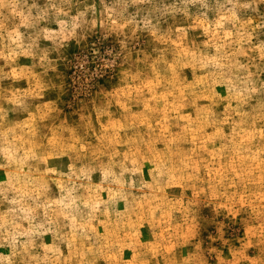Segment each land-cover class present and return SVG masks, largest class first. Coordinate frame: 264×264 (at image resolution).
Returning <instances> with one entry per match:
<instances>
[{
    "label": "rangeland",
    "instance_id": "374dc122",
    "mask_svg": "<svg viewBox=\"0 0 264 264\" xmlns=\"http://www.w3.org/2000/svg\"><path fill=\"white\" fill-rule=\"evenodd\" d=\"M0 264H264V0H0Z\"/></svg>",
    "mask_w": 264,
    "mask_h": 264
}]
</instances>
